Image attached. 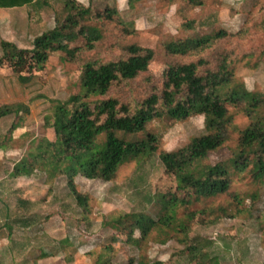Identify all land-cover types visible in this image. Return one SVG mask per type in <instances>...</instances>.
<instances>
[{
    "label": "rangeland",
    "instance_id": "1",
    "mask_svg": "<svg viewBox=\"0 0 264 264\" xmlns=\"http://www.w3.org/2000/svg\"><path fill=\"white\" fill-rule=\"evenodd\" d=\"M89 5L102 14L114 10L113 21L102 23L104 43L112 48L118 40L122 46L132 45L154 75H160L174 61L170 51L177 39L219 29L233 34L247 29L230 68L236 82L264 98V56L260 54L264 47V0H205L200 7L184 0H66L64 4L49 0L39 8L0 9V41L30 50L38 34L51 29L65 14ZM120 20L133 22L132 35L119 38ZM190 21L195 23L194 28H184ZM116 54L117 49L107 48L100 57ZM1 57L0 50V106L24 103L28 113L0 120V264H95L107 245L111 247L110 264H135L138 259L187 264L181 256L187 239L183 240L180 224L188 226L187 238L204 246L219 264H264V179L255 181L248 171L232 170L227 192L179 206L170 228L154 229L139 246L128 244L121 232L108 225L113 217L131 212L158 217L164 203L161 196L176 190L174 175L163 168L159 156L203 135L202 116L185 121H149L135 136L118 132L116 135L126 141L143 139L145 134L155 136L154 153L120 165L110 181L76 176V191L87 199L85 208L76 205L64 175L50 178L47 170L35 165L29 176L12 177L15 164L21 160L32 163L31 155L38 152L36 147L42 138H53L52 130L43 126L50 101L65 100L78 91L81 68L53 55L26 81L22 76L29 54L4 60ZM147 91L137 84L113 97L126 102L128 97L144 98ZM227 109L231 117L228 139L204 163L229 159L241 131L250 123L241 109ZM260 112L264 113V104ZM13 124L19 127L11 131ZM103 141L104 136H99L98 142ZM29 217L30 227L22 228L19 220Z\"/></svg>",
    "mask_w": 264,
    "mask_h": 264
},
{
    "label": "trees",
    "instance_id": "2",
    "mask_svg": "<svg viewBox=\"0 0 264 264\" xmlns=\"http://www.w3.org/2000/svg\"><path fill=\"white\" fill-rule=\"evenodd\" d=\"M48 1L0 0V9L39 8ZM184 1L200 7L205 0ZM114 16V10L102 14L89 5L78 12L65 14L51 29L38 34L30 50L23 51L12 42L0 41L3 60L29 54L24 69L26 76H22L26 81L33 70H41L53 55L81 68L78 91L65 100L50 101L43 126L52 130L53 138H42L36 147L38 152L31 155L32 163L21 160L14 165L10 175L29 176L35 165L47 170L50 178L64 175L76 205L85 208L87 199L76 191V176L110 181L120 165L138 156L148 158L154 153L155 136L145 134L143 139L126 141L116 135L118 132L135 136L145 130L149 121L162 118L185 121L202 116L203 135L192 138L176 151L159 156L163 168L173 173L176 190L161 196L164 203L158 217L131 212L108 222L110 228L123 234L128 244L139 246L154 229L170 228L176 221L179 206L186 207L227 192L232 170L248 171L255 181L264 179V113L260 112L264 98L236 82L230 68L237 59L239 41L243 40L247 29L235 34L219 29L202 36L177 39L170 51L174 61L160 75H154L148 62L133 50L132 45L122 46L118 40L112 48L104 43L106 36L102 23H111ZM194 24L190 21L183 26L193 29ZM119 25V38L135 31L133 22L120 20ZM262 26L264 32V22ZM107 48L117 49L118 54L103 59L100 52ZM260 54L264 56V47ZM137 84L148 90L144 98L128 97L124 102L113 97L117 92L132 90ZM227 106L241 109L250 123L241 131L229 159L204 163L208 155L220 149L228 139L231 117ZM26 113L28 107L24 103L0 106V120ZM18 127L13 124L10 129L14 131ZM101 135L104 141L100 143L98 137ZM19 223L22 228H28L32 217L21 218ZM179 231L184 233L183 240L187 239V246L181 252L187 264H219L218 258L204 246L187 238L188 226L180 224ZM111 259V247L107 245L96 257L95 264H110ZM135 264L163 262L138 259Z\"/></svg>",
    "mask_w": 264,
    "mask_h": 264
}]
</instances>
